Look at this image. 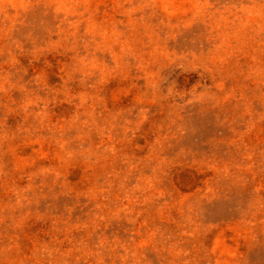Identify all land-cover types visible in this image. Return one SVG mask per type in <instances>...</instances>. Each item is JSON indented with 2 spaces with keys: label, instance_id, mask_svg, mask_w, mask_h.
I'll use <instances>...</instances> for the list:
<instances>
[{
  "label": "rangeland",
  "instance_id": "rangeland-1",
  "mask_svg": "<svg viewBox=\"0 0 264 264\" xmlns=\"http://www.w3.org/2000/svg\"><path fill=\"white\" fill-rule=\"evenodd\" d=\"M0 264H264V0H0Z\"/></svg>",
  "mask_w": 264,
  "mask_h": 264
}]
</instances>
